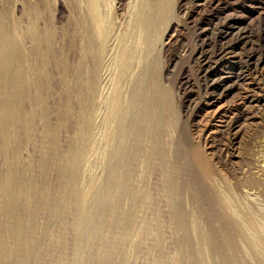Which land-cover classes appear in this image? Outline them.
I'll list each match as a JSON object with an SVG mask.
<instances>
[{
    "label": "bare ground",
    "instance_id": "obj_1",
    "mask_svg": "<svg viewBox=\"0 0 264 264\" xmlns=\"http://www.w3.org/2000/svg\"><path fill=\"white\" fill-rule=\"evenodd\" d=\"M181 1L176 0L177 6ZM219 1L197 0L192 10L185 13L187 19L201 26L193 59L206 76L213 57L236 58L234 48L228 45L214 44L212 52L215 40L208 36L210 29L203 25L202 17L198 21L194 17L199 9L212 12L208 14L215 20L211 27H219L221 11L215 12ZM110 4L111 0H78L71 33L67 30L61 33L54 23L47 21L45 14L50 9V0L29 4L24 22L0 8V264H12L15 257L18 264H34L35 215L45 187L44 180L36 183L32 175L36 170L44 179L50 160L41 150L35 164L20 157V153L24 138L36 139L33 127L36 119L42 129L39 139L42 148L45 143H52L45 100L46 88L51 86L54 74L67 89L63 96L66 105L75 99L80 109L72 154L61 168L64 186L80 211L74 222L78 239L76 256L88 258L86 242L91 235L103 231L101 222L108 209L124 216L127 229L133 224L132 217L148 207L149 185L142 180L141 169L143 161L149 162L145 146L148 129L144 122L152 123L153 114H149L147 105L156 99V87L159 89L154 80L153 51L160 48L168 52L171 45L167 39L172 27L170 0H130L126 6L118 2L125 7L122 23L114 19ZM57 11V17L61 18L64 7L60 2ZM165 22L167 27L161 32ZM223 34L217 33L216 40L222 42ZM263 34L260 41H264ZM248 42L254 40L247 39L245 44ZM246 67L260 68L264 78V54L248 55ZM241 76L223 72L214 78L211 81L216 89L214 99L230 93ZM151 79L154 91L150 93ZM188 83L183 73L179 87ZM252 101L263 102L264 95ZM155 150L156 154H167L162 146L157 145ZM171 169L170 163L162 164L170 195L174 192ZM86 173L89 181L84 179ZM212 187L242 244L264 264V210L259 207L260 202L243 190L244 200L237 202L218 181H213ZM108 200L111 207L108 205L107 209ZM64 203L60 194L51 200L56 210L63 208Z\"/></svg>",
    "mask_w": 264,
    "mask_h": 264
},
{
    "label": "rangeland",
    "instance_id": "obj_2",
    "mask_svg": "<svg viewBox=\"0 0 264 264\" xmlns=\"http://www.w3.org/2000/svg\"><path fill=\"white\" fill-rule=\"evenodd\" d=\"M37 1L40 2L0 0V8L24 22L29 4ZM129 1L111 0L110 9L116 21L125 20V7L117 3L126 6ZM58 2L64 7L61 18L57 17ZM77 2L50 0V9L45 14L47 21L54 23L61 33L66 30L71 33ZM196 2L182 0L177 6L176 0H170L172 27L167 37L171 40L170 49L162 52L157 48L151 57L159 89L156 87V99L147 105L149 114H153L152 123L144 122L148 129L145 146L149 162L143 161L141 169L142 180L149 185L148 207L138 211L132 217L133 224L126 229L124 216L116 210L111 212L108 209L111 203L106 201L108 211L101 222L103 231L88 238L87 259L76 256L78 239L74 222L80 211L61 174L77 138L80 109L75 99L66 105L63 96L67 89L53 75L45 100L52 143H45L42 148L39 140L42 129L36 119L39 122L35 121L33 126L36 139L24 138L20 153V157L34 164L39 161L41 151L50 160L44 179L36 170L32 175L36 183L44 180L45 187L35 215L34 264H261L258 255L242 244L238 232L225 218L226 211L218 203L212 186L213 181L220 182L237 202L244 200L242 190L249 192L264 210V101H252L263 97L264 78L260 68L246 67L248 55L264 54V41L259 40L264 32V0H220L215 12L221 11L222 23L214 28L211 26L215 20L208 15L213 13L197 11L195 19H204L203 25L210 29L208 36L215 40L210 50L214 52L220 44L228 45L236 55V58L213 57L207 76L193 59L201 26L185 16ZM167 24L162 25L161 32ZM220 32H224L222 42L216 40ZM247 39H253L254 43L245 44ZM223 72L242 76L230 93L214 99L216 89L211 81ZM183 73L189 83L179 87ZM153 84L151 79L150 93L154 91ZM157 145L167 151L166 156L155 153ZM164 162L172 168V195L162 175ZM84 179L90 180L87 173ZM59 194L66 203L56 210L51 200ZM12 264H18L16 257Z\"/></svg>",
    "mask_w": 264,
    "mask_h": 264
}]
</instances>
